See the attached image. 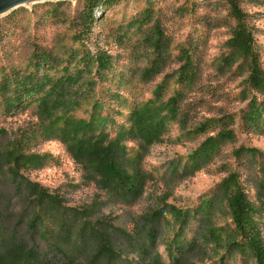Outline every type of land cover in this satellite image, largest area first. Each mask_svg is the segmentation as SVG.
I'll use <instances>...</instances> for the list:
<instances>
[{
	"label": "rangeland",
	"instance_id": "1",
	"mask_svg": "<svg viewBox=\"0 0 264 264\" xmlns=\"http://www.w3.org/2000/svg\"><path fill=\"white\" fill-rule=\"evenodd\" d=\"M88 1L19 0L0 11V80L31 72L35 57L81 71L79 106L50 122L93 119V133L117 138L128 161L111 185L62 140L45 136L50 124L42 126L33 107L0 112V130L31 135L36 162L20 175L64 207L65 220L49 229L62 232L60 244L77 264H256L226 202L238 186L264 241V122H244L262 94L230 40L245 29L264 73V0H234L241 21L229 0H94L91 24L81 18ZM98 56L107 61L100 75ZM153 61L158 72L147 74ZM144 105L172 109L149 146L123 136L130 113ZM131 184L139 196L129 194ZM112 229L127 240L116 242Z\"/></svg>",
	"mask_w": 264,
	"mask_h": 264
},
{
	"label": "trees",
	"instance_id": "2",
	"mask_svg": "<svg viewBox=\"0 0 264 264\" xmlns=\"http://www.w3.org/2000/svg\"><path fill=\"white\" fill-rule=\"evenodd\" d=\"M229 3L232 15L241 21L243 15L235 1L229 0ZM88 4L86 13H82L81 18L91 24L94 0L88 1ZM230 47L245 60L249 59V82L254 90L262 94L260 100L252 101L244 116L246 126H257L264 122V73L256 64L252 41L245 29L238 28L235 31ZM49 62L51 59L48 56L44 59L35 57L32 59L31 72L7 73L2 77L0 112L7 116L33 107L38 122L44 127L47 123L50 124L49 129L43 132L45 136H55L54 138L62 140L72 157L77 162L90 166L101 180L111 185L114 181L120 182V171L125 169L128 161L117 138L111 140L102 133L95 135L93 132L97 124L93 119L88 122L71 119L62 126H54L55 123L50 122L53 113L67 109L66 107L73 109L79 106L77 89L83 84V77L81 71L71 74L65 69L58 70L56 62L48 65ZM92 62L96 64L97 75H100L105 70L106 58L98 56ZM155 63L151 62L147 74L158 72L156 69L159 67ZM44 65H47L45 69ZM49 72H52L51 76L48 75ZM182 80L186 79L182 77ZM91 84L88 83L87 88ZM163 112L172 113V109H165L163 105H144L134 109L128 118L130 126L123 131V136L146 146L159 142ZM30 137L25 132L13 134L0 130V264H77L60 244L62 232H53L48 227V222H56L60 216H63L61 220H65L60 199L29 182L19 173L26 164L36 162V157L29 153ZM131 193L139 196L137 186L130 185L129 194ZM244 196L236 186L226 205L233 225L246 240L249 255L256 264H264V241L251 221L253 208ZM74 216L77 218V215ZM87 226L88 224L80 225L76 235L84 233ZM107 234L118 243L127 240L116 229Z\"/></svg>",
	"mask_w": 264,
	"mask_h": 264
},
{
	"label": "water",
	"instance_id": "3",
	"mask_svg": "<svg viewBox=\"0 0 264 264\" xmlns=\"http://www.w3.org/2000/svg\"><path fill=\"white\" fill-rule=\"evenodd\" d=\"M18 1L19 0H1L0 1V11L10 7L11 5H13L14 3Z\"/></svg>",
	"mask_w": 264,
	"mask_h": 264
}]
</instances>
